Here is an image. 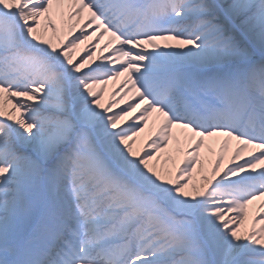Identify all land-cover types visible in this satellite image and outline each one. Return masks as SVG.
<instances>
[{"label":"snow or ice","instance_id":"snow-or-ice-1","mask_svg":"<svg viewBox=\"0 0 264 264\" xmlns=\"http://www.w3.org/2000/svg\"><path fill=\"white\" fill-rule=\"evenodd\" d=\"M0 264H264V0H0Z\"/></svg>","mask_w":264,"mask_h":264},{"label":"bare ground","instance_id":"bare-ground-1","mask_svg":"<svg viewBox=\"0 0 264 264\" xmlns=\"http://www.w3.org/2000/svg\"><path fill=\"white\" fill-rule=\"evenodd\" d=\"M77 34H78V32H77ZM84 47L85 46H82V49ZM101 47H103V45H101ZM105 55H107V53H105ZM121 83H122V81L110 82L109 86L111 85L112 90H108V92L105 94V96H104V103L105 104L110 102V96H111L112 92L115 91L116 89H118Z\"/></svg>","mask_w":264,"mask_h":264},{"label":"rangeland","instance_id":"rangeland-1","mask_svg":"<svg viewBox=\"0 0 264 264\" xmlns=\"http://www.w3.org/2000/svg\"><path fill=\"white\" fill-rule=\"evenodd\" d=\"M108 90H112L111 85H110V86L108 85ZM142 138H143V136L141 137V139H142ZM174 146H175V145H173V147H174ZM162 155H165V154H162ZM241 162H242V161H241ZM225 164L228 165V166H231L227 160L225 161ZM196 179H199V176H198V175H197ZM250 224H251V214H250V216H249V220L246 221V226H247V225H250Z\"/></svg>","mask_w":264,"mask_h":264}]
</instances>
